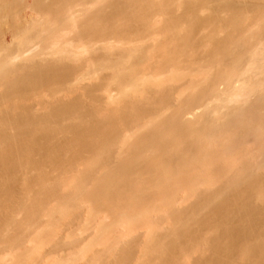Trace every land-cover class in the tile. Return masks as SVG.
I'll return each mask as SVG.
<instances>
[{
  "label": "bare ground",
  "instance_id": "obj_1",
  "mask_svg": "<svg viewBox=\"0 0 264 264\" xmlns=\"http://www.w3.org/2000/svg\"><path fill=\"white\" fill-rule=\"evenodd\" d=\"M10 1L0 0V82L4 88L1 92L3 95H0L2 98L0 99L3 100L6 97L10 99L12 97L10 100H12L11 103H14H8L7 100L9 99L5 100L8 103L7 105L4 100L0 103L5 104L6 107V110H4L5 107L0 106L2 107V110L0 109V252L3 253V250L6 252L7 250L10 251L14 247L18 248V246L27 242L31 235L30 233H35V231L37 232L41 228V225L44 226L43 215L45 218L44 212L47 211L45 210L46 207L48 211L51 210V206H49L51 202L59 201L56 204H64L63 206L65 207L69 205L73 212L78 215L77 213L84 209L82 208L84 204H80L82 206L78 205L80 201H77V199L84 197L85 202L91 205L89 208H92V213L96 214L99 209L105 208L107 212H111L109 216H112L113 213L115 215L118 214L116 217H113L114 223L111 221L112 226L113 224L114 226L113 231H110L107 225H110L111 216L108 218L107 213H104L105 210L103 211L107 215L106 218L109 219V224L104 221L106 225L104 224L103 227L107 226L105 229L103 228V232L105 233L110 231V233L116 234L114 231L116 232L118 227L121 228L122 224H128L129 229H125L128 231L133 227L141 230L138 227H145L151 222V228L153 229H150L154 230L158 235L155 233L157 237H154L153 231L151 232L147 228L153 236H147V240L145 239L144 241L142 253L141 255L139 254V257L141 256L140 258H142V262H139L140 264H147L148 261L149 263L154 262V264L155 262L156 264H228L227 260H229L230 256H232V259L233 257L236 260L239 259L240 263L236 262L239 264H264V0H252L253 3L251 2L250 4L252 6L249 5L250 8L249 6L245 7L247 9L245 11H240L239 9L240 12H238L237 9L234 12L236 9H232V15H234L231 19H228V16L225 18L226 20L228 19L226 28L223 25L224 29L229 28V31L225 30L228 31L227 35L223 33L226 37L222 36L223 38L221 39L219 34L218 36L213 32L210 37L208 36L210 41L208 38H204L209 43L208 41H201L202 39L199 40L201 43L197 41L195 43L192 34L194 27H200L201 24L203 27L204 25L206 27V24L208 26L212 22L210 19H213V17L208 18L209 23H207L208 21L201 23L202 19L198 22L193 21L194 23L190 25V29L192 28V30L188 29L190 31L187 33L181 28L182 18L181 20H173V18L172 21L165 23V25L161 24L165 27L161 30L166 29L165 32H167L163 33L165 38L163 37L164 41L161 42L162 45L160 44L162 36L158 39L160 45L157 43V45H154V42H157L155 41L157 35L155 40L151 39L152 36L150 37L151 40H154L153 44L151 43L154 46L152 48H155L154 52L156 51L157 55L164 54L162 60H158L160 57L157 60L154 57L155 61H152V55L154 56L153 50L151 52L152 48L148 49L149 46L145 48L141 43L142 41L140 42L139 40L142 37L141 33H145L143 37L150 31H152V34L154 33V29L150 28L151 22H149L150 18L146 15V12L153 10L168 11L170 8H173L171 6L175 3L174 0H169L167 5L156 0L123 1L124 4L122 5L125 6L123 9L127 8L126 10L130 12L132 8L134 11H131L134 13L135 19L127 21V24L125 23L128 25L125 26L127 29L120 25L119 27H112L113 29L110 28L112 29L110 34L113 33L114 29L117 32L118 30H123L122 28H125L127 33L128 29L133 30L135 25L134 31L140 32L138 35L141 37L137 38V40H139L141 45L139 43H136L137 45L132 44L131 41H127L131 43L127 45L124 41L123 45L120 44L123 50L121 47H117L122 52L121 54L118 53L119 57L117 56L114 59V61L116 60L115 64L113 62L110 65L107 61V64L110 66L106 65V67L108 66L113 70L110 76L113 81L111 79L109 82L115 83L116 80L117 87V82L122 86L124 83L122 81H127L131 78L140 85L138 86L134 83L136 88L133 87L135 90H132L138 91V87L144 86L141 95L145 93V96L143 95L139 99L136 98L130 90L134 86L133 81L128 80L127 82L131 81L132 86H129L131 83L125 82V85L126 83L127 85L129 84V88L123 84L124 87L122 86L120 91L118 90L120 96H115V99L112 97L114 92L109 91L112 93L110 95L104 90L105 92L103 93H106L108 97L110 96L108 99H111V101L109 100L111 105L114 104L112 105L113 107L108 104L111 106L109 107L107 103H103L105 101L101 98L102 103L106 107L108 106V108L102 106L101 102L102 105L98 103L99 97L97 94L100 92L96 93L97 96L94 93L96 89L101 87L100 84L94 85V87L91 85L92 87L89 89L84 87L82 97L76 95L77 97L70 101L58 102L57 100L56 102L53 101L55 98L49 99L50 95L47 96V100L49 99L50 102L45 101L46 93L44 94L45 97L41 98L43 97V93L40 89L44 90L41 87L53 86L54 88H60V85L67 83L72 76H75L80 71V66L82 67L83 64L80 65L79 63L78 65V63L74 62L76 51L73 52L72 50L73 41H70L72 45H70L71 43H67L63 48H60V44H57L59 47L57 48V46H54L55 41L61 43L63 39L59 42L60 38L58 40H56L57 38H52V36H55V29H58L59 26H62V28L63 26H65L64 28L72 26L73 28L71 29L75 30L79 22L76 23V17H72V14L68 12L66 14L59 9L60 11L55 13L54 18L52 17V21L51 19L49 22L45 20L46 23H42V21L43 25L38 24L39 21L34 24H32L33 22L28 24L31 21H27V23L23 22L22 19L24 17L18 13L22 17L21 19L17 15V12H15L16 10H14L13 15H11V17L13 16V22L11 21L12 24L10 23L12 28H10L12 31L11 36L20 35L18 33H21L23 34V38L20 37L21 40L18 38L19 43L16 46L18 49L11 48L12 43L15 45V42H12L14 40L9 38L5 41L1 37L3 32L1 30L4 26L3 24H5L3 20L7 19V13L9 15L10 13L12 14V12L9 13ZM50 2L58 3L56 0ZM190 2L186 3L190 6L189 8L187 7L188 10L195 6L192 5L194 4L193 2ZM20 3L21 0H14L12 5H20ZM35 3H38V6L44 4L39 1ZM60 4L62 7H60ZM48 5L50 6V3ZM58 6L62 10L67 6L66 9L69 10L71 8V1L60 0ZM227 6L229 7L228 4ZM54 9L57 8L55 7ZM195 9L196 7L193 8L194 12ZM224 10H226L225 7ZM194 12L192 15H194ZM186 13L188 12L186 11ZM38 14L36 13V15ZM189 15V17L192 16L191 11ZM185 16L186 14L183 17ZM11 17L9 19H12ZM188 18L186 16L184 19ZM195 18L198 19V17ZM220 20L217 21L222 22ZM75 24L77 25L74 27ZM87 25L89 24L87 23ZM91 27H87L88 30H84L90 38L93 36L96 39L97 36L100 37V34L106 35L102 34L104 30L101 33V29L103 28L97 30L99 28L96 26L92 27L93 29L96 27V31L91 29ZM152 27L154 28V26ZM214 27H217L216 24ZM81 28L83 30L85 27ZM116 28L119 29L117 30ZM71 29L68 30L70 31ZM211 31H213L212 28ZM214 31L216 32V30ZM122 32V34L125 33L124 31ZM62 33H58L57 36L59 34L63 35ZM132 36L134 37L135 35ZM117 37L119 36H116V40ZM212 37L213 39H211ZM51 38L55 40L54 44ZM131 38L129 35V39L133 40ZM38 40L40 42L43 41L44 43L40 44H44V46L42 45L41 52L39 50V53L35 52L36 54H34L40 59V56L43 58V55L46 54L53 57L54 54L60 53L62 57H58H64V59L59 58V65H62H57V62L54 64L55 59L58 58L55 55L56 58H52L53 62L50 60L51 62L45 63L47 65L45 69L39 64V66L34 67L33 65L37 64H33L29 65V69L32 71L29 72L30 70L26 69L28 66L26 65L25 67V64H22L23 66L18 64L19 67L15 66L14 60L18 59L19 55H21L19 58H23L21 53H29L35 47L38 49L37 44L35 47L32 45L34 42L37 43ZM123 40L120 41L123 42ZM135 40L133 43H135ZM91 41L93 42L92 39ZM96 42H93V45L97 46ZM146 42H149V40ZM150 42L147 45H150ZM212 42L215 43L212 44ZM118 43H120L119 40ZM102 44H105V42ZM112 45L109 46L113 47ZM115 45L117 46V43ZM78 47L79 45L74 50H77ZM93 47H91L92 51L95 49ZM111 47L107 46V49H103L106 51L103 52L106 53L109 49L111 50ZM117 48L113 47L112 49L115 51ZM96 49L97 52L100 50L99 48ZM78 50L77 53L80 54ZM85 50L82 46V52ZM92 51L90 50V52ZM52 53L53 55L51 56ZM113 53L109 54L113 55ZM33 55L31 54V57ZM108 55L106 54L105 56ZM112 55L108 57L112 58ZM124 56H127V59L133 58L136 68V71L135 68L133 69L135 71H133V76L127 79V76L125 75V77L123 74H129L126 73L129 68L127 71L125 70L126 72H122L124 68L123 62L125 61ZM46 57H44V61H46ZM50 57H47V60ZM66 57L71 58V61H67L68 64L64 61ZM39 59L36 58V60ZM127 59L126 61L129 60ZM126 61L127 67L131 68L130 62L126 63ZM85 63L88 64V62ZM93 65L95 66V63ZM148 68L156 69V71H160L158 73H163V75L168 74L164 75V77L159 76L160 78L157 79L158 75L156 74V76L154 72L155 78L152 74L153 71L150 72L153 76L151 77ZM98 73L96 72L95 75ZM12 76L14 80L9 81ZM3 80L8 82H3ZM2 87L0 88L1 90ZM109 88L106 89L109 90ZM38 91L42 94L40 101L37 100V98L39 99L37 96ZM175 93H177L176 96L174 95ZM78 95L81 96V94ZM141 95L138 94V96ZM31 99L35 102L39 101L36 103L38 104V108L35 103L34 106L36 105L38 110L42 107L40 109L42 111L33 112L31 110L33 107V105L31 107ZM41 101L42 103L40 104ZM201 108L203 109L202 111H200ZM167 109L172 111L168 113ZM149 117L153 118L149 120V122H153V125L150 123L146 127L144 124V127L141 121ZM66 123L70 124L65 125ZM129 131L131 134H134V137H131L134 139L132 143H130L132 139L124 136ZM67 135L70 139L66 138L68 143L65 141L63 146H61L62 143L60 145L54 143L57 141L55 139L57 136L60 138ZM123 138L130 140L128 142ZM66 150L71 152L70 157H64L66 153H68L67 155L70 154ZM84 153H86V157L83 156ZM87 153L92 157L89 161L90 156L87 159ZM83 157L87 159V162H81ZM63 183H75L74 185L71 184L74 191L70 192L73 194L66 195L60 192L59 189L62 188ZM89 184H91V187ZM51 211L54 213L53 210ZM63 213L65 214V212ZM99 213L101 212H98L96 215H100ZM101 221L98 224H101ZM92 226L97 227L96 233L102 229L99 225ZM125 226L123 228L127 227ZM98 228L100 230H97ZM110 229L112 228L110 227ZM103 232L98 233L102 234ZM100 234L98 236L94 235V237L97 236L96 238H99ZM144 234L146 235L147 233ZM118 235L116 234L117 237ZM101 238L103 242L105 241L103 244H107L106 246L110 248V244H108L110 240L109 236L108 238L100 236L98 240L101 241ZM106 239H109L107 240L108 242H106ZM116 240L117 238L114 240L115 243L117 241L121 243L120 239ZM62 241L67 242L68 240ZM62 241L55 242V246L43 254L44 257L42 258H49L51 255H57L62 252V247L66 244ZM114 241L110 243L115 244ZM135 241L133 242L134 245ZM136 242L138 243V241ZM104 245H101L100 248ZM108 247L105 248L107 249ZM130 247L132 246H128L124 251L121 247V254L118 253L119 256L115 257L114 263L129 264V261L132 260V255L135 257V252L132 250L133 247ZM195 247L199 249V255L202 254L201 256H203L204 254L206 257L204 259V256L202 258L201 256H197L203 260L198 258L199 262H197L193 259L196 263L194 261L190 263L192 258L188 261L190 257L189 249L193 250ZM117 248L114 246L112 250L116 251ZM196 248L193 252L198 253ZM102 251L97 255L95 254V256L98 258L102 256L103 258L104 254H112L113 252L107 249L103 254ZM135 251L137 252V250ZM231 251L234 252L232 253ZM234 253L235 255H233ZM77 254L79 253L75 255ZM115 255L113 254V256ZM194 255L196 257L198 254L194 253ZM0 256H2L1 253ZM27 256L29 257V255ZM95 256L91 260H96ZM235 256H238V259ZM208 257L210 258L208 259ZM108 258L110 259V257ZM235 259H233L234 262ZM77 260L76 258L75 261L77 262ZM102 260L104 261V259ZM106 260L108 261L107 258ZM103 261L102 263H104ZM95 262L94 264H96Z\"/></svg>",
  "mask_w": 264,
  "mask_h": 264
},
{
  "label": "rangeland",
  "instance_id": "obj_2",
  "mask_svg": "<svg viewBox=\"0 0 264 264\" xmlns=\"http://www.w3.org/2000/svg\"><path fill=\"white\" fill-rule=\"evenodd\" d=\"M10 1V0H9ZM14 1V0H13ZM12 0L10 1V10H9V13L10 12H12V14L10 13V15L7 13L6 15H8V17H7V19H5V20H3L4 21V23L5 24H3L4 26L2 27V30L1 31H3L2 32V35H1V37H2V40L4 39L5 41H7L9 38H11L12 40H14V41H12V42H15V45H14V43H12V47L11 48H17L16 46L18 45V41L19 40H21L20 39V37H22V35L23 34H21V33H18V34H20V35H13V36H11V24H12V22H13V16L11 17V15H13V11L14 10H16L15 12H17V15L18 16H20L19 14H21L22 15V17H24L23 19H22V17H21V19L23 20V22L25 21V23H27V21H31V22H29L28 24H30V23H32V24H34L35 22L37 23L38 21V24L40 23V25H43L42 23H44L45 22V20H46V22H49V20L51 19V21H52V17L54 18V15H55V13H57V11L59 12L60 10H61V12L62 11H64V13H66L67 14V12L68 13H70V14H72V17L74 16V17H76L75 18V21H76V23L77 22H79L78 23V25L77 24H75L74 25V27L77 25V26H79V27H75V30H72L71 28H73L72 26L71 27H66V28H64L65 26H63V28H62V26H59L58 27V29H55L56 30V32H54L55 33V36H52V38H57L56 40H58L59 38L61 39H59V42H61L62 41V39H63V41L61 42V43H58V42H56L54 39H52L53 40V44H54V41H55V47L57 46V48H63L67 43L68 44H70L72 41H73V49L71 48V47H68L69 49L71 48L72 50H73V52L74 51H76L75 53V55H73V56H75V60H74V62L77 64L78 63V65H79V63H80V65H82V67H83V69H82V67L80 66V71L75 75V76H72L71 77V79L69 80V81H67V83H65V84H62V85H60V88L62 89H60V88H54L53 86H49V87H51V88H49V87H46V86H43V87H41V88H44V90L43 89H40V91L43 93V97H41V98H44L45 97V95H46V99H45V101L47 100V96H49L50 98L49 99H54L55 98V100H53V101H56L57 102V100H58V102H63V101H70L71 99H73V98H75V97H82V95L84 94V91H83V88L85 87V88H87V89H89L90 87H94V85H98V84H100L101 85V87H99L98 89H96L95 91H94V93H95V95H96V93H101V95H99V94H97L98 95V97H99V99L101 100H99L98 99V103H102V99H104L103 101H105V102H103L104 104H106L107 103V105L108 104H110L111 105V99H108V98H110V96L108 97L107 96V94L106 93H109L110 95L113 93V94H116V95H114L113 96V94H112V97H114V99L116 98V97H119L120 96V92L118 93V90L120 91V88L123 86V84L125 83V82H127L128 80H131V81H133L132 83H133V85H134V83H136L134 80H132L131 78H129L127 81H122V82H124L123 84H122V86H120V83H118L117 82V87H116V80H115V83L114 82H109L112 78L110 77L111 75H112V72H113V70L112 69H110L108 66H110L111 65V63H113L114 62V64H115V61H114V59L115 58H117V56L119 57V54H121V50H120V48H117V47H121L122 45H123V43H124V41L127 43V45H129V44H131V43H128L127 41H131L132 42V44H136V43H139V40H140V42L142 43V45H144V47L146 48V46H149V48L148 49H151L152 48V44H153V41L155 40V38H156V35H157V39L155 40V41H157V42H154V45H157V44H159V41H158V39H160L161 37L160 36H162V39H163V33H167V32H165V30H161L164 26L163 25H165V23H167V22H169V21H172V19L173 20H178V19H180L181 20V18H182V23L180 24L182 27V30L184 31V32H188V31H190V30H192V28L190 29V25L192 24V23H194L193 21H200L201 19V23L202 22H204L205 21V23L207 22V23H209L210 21H212V22H210L209 24H208V26H207V24H206V27H207V29H206V27H205V25H204V27H203V25L201 26L200 25V27H198V26H196V27H194L193 28V34H192V37L194 36H196L195 38L193 37V41H195V43H196V41L198 42V43H201V41H203L204 40V42H206V41H210V39H209V37H210V35H211V33H216L217 35L219 34L220 36H221V39L223 38V37H226L225 35H227L228 34V29L229 28H227V29H224V27H223V25L225 26V28L227 27V25H226V23H228L227 22V20L230 18H232V16L234 15H232V11L234 10V9H236L234 12H236L237 11V9H238V12H240L241 10L243 11H245V10H247V9H245V7H248L250 4H251V2L253 3V1L252 0H248V3H247V0H246V2H245V0L243 1V0H209V2H208V0H206V3H205V0H199V2H198V0H174V4L171 6V7H173V8H170L168 11H162V10H153V11H149V12H146V15H148V17L150 18L149 19V22H151L150 23V28L153 30V34H152V31H150V32H148V34H146L144 37L146 38H144L143 37V35L145 34V33H141V38L139 37V33H137V31L135 32L134 31V28H135V25H134V28H133V30H130V29H128V32L126 33V31H125V28L127 29V27H125V26H128V25H126L128 22L127 21H133L134 19H135V16L133 15L134 13L132 12V11H134L132 8H131V10H130V12H129V10H126V9H123L125 6L124 5H122V4H124L123 3V1L125 2V0H99V1H97V0H70L71 1V8L70 7H68V8H70L69 10H67L66 8H67V6L65 7V9H61L60 7H62V5L60 4V7L58 6L59 5V3H60V0H56L58 3H56L55 4V2H50V1H54V0H44V1H42V0H36V1H39L40 3H44L43 5H41V7H40V5L38 6L37 4L38 3H35L36 1L35 0H21V3H20V5L18 4H13L12 5V2H13ZM35 1V2H34ZM62 1V0H61ZM128 1H133V0H128ZM157 2H161V3H164V5H167V2L169 1V0H156ZM170 1H172V0H170ZM193 2L194 4H192V5H195V6H193V8H195L196 7V9H195V12H194V10H193V8H190L189 10L191 11V15L193 14V12H194V15H192L191 17H189L190 15V11L188 10V8L190 7V6H188V4H186L187 2ZM214 1V2H213ZM231 1V2H230ZM234 1V2H233ZM24 2V3H23ZM34 2V3H33ZM73 2V3H72ZM118 2V3H117ZM190 2V3H191ZM211 2V3H210ZM227 2V3H226ZM46 3V4H45ZM50 3V6H51V4H52V6L50 7L49 5L47 6V4H49ZM201 3V4H200ZM226 3V4H225ZM231 3V4H230ZM244 3H245V5H244ZM54 4V5H53ZM112 4V6H110ZM115 4V5H114ZM117 4V5H116ZM227 4L229 5V7L227 6ZM37 6V8H35L36 6ZM45 5V6H44ZM58 7H57V6ZM72 5H73V7H72ZM120 5V6H119ZM185 5H187V6H185ZM189 5H191V4H189ZM201 5V6H200ZM32 6V7H31ZM44 6V7H43ZM199 6H200V8H202V9H200L199 8ZM221 6V7H220ZM230 6H232L231 8H230ZM233 6H235V7H233ZM236 6H237V8H236ZM243 6H244V8H243ZM250 6H252V5H250ZM250 6H249V8H250ZM40 7V8H39ZM57 8V9H54V8ZM185 7H186V9H185ZM188 7V8H187ZM198 7V8H197ZM224 7H225V9L226 10H224ZM226 7H228V8H226ZM39 8V9H38ZM53 8V9H52ZM64 8V7H63ZM111 8V9H110ZM114 8V9H113ZM33 9V10H32ZM60 9V10H59ZM113 9V11H111ZM122 9V10H121ZM129 9V8H128ZM192 9V10H191ZM228 9H230V10H228ZM233 9V10H232ZM239 9H240V11H239ZM38 10V11H37ZM104 10V11H103ZM114 10H117V11H115L114 12ZM119 10V11H118ZM126 10V11H125ZM216 10H217V12H216ZM37 11V12H36ZM54 11H56V12H54ZM99 11H101V12H99ZM123 11H125V13H123ZM135 11H136V9H135ZM186 11L189 13H186ZM1 12V11H0ZM3 13H4V11H2ZM104 12V13H103ZM113 12V13H112ZM132 12V13H131ZM215 12V13H214ZM228 12V13H227ZM19 13V14H18ZM36 13H39L38 15H36ZM222 13V14H221ZM5 14V13H4ZM76 16H75V15ZM105 14V15H104ZM184 14H186V16H187V18L188 19H184V18H186V16L185 17H183L184 16ZM188 14V15H187ZM198 14V15H197ZM212 14H214V16H212ZM16 15V14H15ZM97 15V16H96ZM218 15V16H217ZM247 15H251V14H247ZM12 18V19H9L10 17ZM101 16V17H100ZM103 16V17H102ZM109 16V17H108ZM227 16H228V19L226 20L225 18H227ZM36 17V18H35ZM195 17H198V19L197 18H195ZM199 17H200V19H199ZM210 17H213V19L211 18L210 19V21H209V19L208 18H210ZM38 18H40V19H38ZM96 18V19H95ZM98 18V19H97ZM190 18H192V20H190ZM218 18V19H217ZM222 18V19H221ZM95 19V20H94ZM194 19V20H193ZM208 19V20H207ZM221 19V20H220ZM90 20H92V21H90ZM179 20V22H181ZM186 20H187V22H186ZM215 20V21H214ZM217 20H220V21H222V22H219V21H217ZM9 21V22H8ZM12 21V22H11ZM43 21V22H42ZM94 21V22H93ZM190 21V22H189ZM224 21V22H223ZM42 22V23H41ZM45 22V23H46ZM91 22H92V24H91ZM184 22V23H183ZM189 22V23H188ZM215 22H217V23H215ZM11 23V24H10ZM87 23L89 24V25H87ZM126 23V24H125ZM154 23V24H153ZM216 24V26L217 27H214L215 26V24ZM221 23V24H220ZM223 23H225V24H223ZM9 24V25H8ZM91 24V25H90ZM95 24H97V25H95ZM98 24H100L99 26H98ZM161 24H163V25H161ZM189 26H187V25ZM199 24H200V22H199ZM214 24V25H213ZM218 24H220V25H218ZM84 25V26H83ZM87 25V26H86ZM96 26L97 28H99V29H97L96 27H95V29H93L94 28V26ZM114 25V26H113ZM119 25L120 26H124L125 28H122V27H120V28H122L123 30H118L119 28H116L118 31V34H116L117 32L115 31V29H114V31H113V33L114 32H116V33H114V35H113V33H111L110 34V32H112L111 30L113 29V28H115V26L117 27H119ZM156 25H158V26H156ZM210 25H213V26H210ZM221 25H222V27H223V29H222V27H221ZM93 28H92V27ZM152 26H154V28L152 27ZM186 26V27H185ZM81 27H85V28H83V30H82V28ZM90 28L91 27V29H93V30H100V28H103V29H101V33L103 32L102 30H104V33H102V34H106L105 36L104 35H99L100 37H98L97 35H95V36H97L96 37V39H95V37H89L86 33L87 32H85L84 30H88V28ZM108 27V29H110V28H112V29H110V31H108V29H106ZM156 27V28H155ZM161 27V28H160ZM185 27V28H184ZM201 27H203L204 28V30H203V28H201ZM221 27V28H220ZM11 28V29H10ZM61 28H62V30H61ZM77 28V29H76ZM87 28V29H86ZM160 28V29H159ZM165 28V27H164ZM163 28V29H164ZM187 28V29H186ZM201 28V29H200ZM211 28H212V30L213 31H211ZM219 28V29H218ZM68 29H71L70 31L68 30ZM81 29V30H80ZM106 29V30H105ZM188 29H190V30H188ZM200 29V30H199ZM211 31H209V30ZM222 29V30H221ZM65 30V31H64ZM66 30H67V32H66ZM96 30V31H97ZM130 30V31H129ZM157 30H159V31H157ZM195 30V31H194ZM197 30V31H196ZM214 30H216V32L214 31ZM225 30H228V31H225ZM69 31V32H68ZM83 31V32H82ZM106 31V32H105ZM119 31H121V33H119ZM122 31H124L125 33V35L124 34H122L123 32ZM157 31V32H156ZM209 31V32H208ZM223 31H225V32H223ZM61 32H63L62 34L63 35H60L61 34ZM65 32V33H64ZM73 34H72V33ZM76 32V33H75ZM99 32V31H98ZM132 32V33H131ZM156 32V33H155ZM160 32V33H159ZM192 32V31H191ZM199 34H198V33ZM58 33H60L58 36H57V34ZM68 33V35H66ZM78 33V34H77ZM158 33V34H157ZM185 33V34H186ZM195 33V34H194ZM223 33H225V35L223 34ZM70 34H72V35H70ZM75 34V35H74ZM82 34H84V35H82ZM89 34V33H88ZM136 34H137V36H136ZM162 34V35H161ZM208 34V35H207ZM215 34V35H216ZM82 35V36H81ZM119 36V37H117V40H116V36ZM129 35H130V38L131 37H133L132 35H135L133 38H131V39H133V40H130L129 39ZM158 35H159V38H158ZM165 35V34H164ZM184 35V34H183ZM200 35V36H199ZM217 35H216V37H217ZM218 35V36H219ZM65 36V37H64ZM87 38H85V37ZM103 36V37H102ZM114 36V37H113ZM125 36V37H124ZM149 36V37H148ZM152 36V37H151ZM209 36V37H208ZM223 36V37H222ZM64 37V38H63ZM150 37H151V39H154V40H151L150 39ZM154 37V38H153ZM198 37V38H197ZM202 37V38H201ZM15 38H17L16 39V41H15ZM18 38H19V40H18ZM23 38V37H22ZM85 38V39H84ZM95 40H94V39ZM122 38V39H121ZM137 38L139 39V40H137ZM145 39V40H143V39ZM165 38V37H164ZM204 38H208V40L207 39H204ZM71 39H73V40H71ZM83 39V40H82ZM90 39V40H89ZM91 39L93 40V42L95 43L96 41V43H97V46L96 45H93V42L91 41ZM100 39V40H99ZM105 39V40H104ZM106 39H107V41H106ZM124 39V40H123ZM127 39H129V40H127ZM134 39H136L135 40V43H133L134 42ZM162 39H160V44H161V42H163L164 41V39L162 40ZM202 39V40H201ZM211 39H213V37L211 38ZM219 39H220V37H219ZM77 40V41H76ZM112 40H113V42H115L114 44H113V42H112ZM115 40V41H114ZM118 40H119V42L120 43H118ZM123 40V42H121V41ZM149 40V42L150 41H152V42H150V45L148 44L147 45V43H149V42H146V41H148ZM199 40H201V41H199ZM33 41H35V40H33ZM65 41H66V43H65ZM67 41H69V42H67ZM71 41V42H70ZM83 42V44H82V42ZM99 41H100V43H99ZM112 42V44H111V42ZM146 43H145V42ZM209 41H208V43H209ZM213 41V40H212ZM43 42V41H42ZM42 42H40L39 40L37 41V43H33L32 45L35 47V46H37L38 45V49L35 47L34 49H32V51H29V53L28 52H23V53H21L23 56V58H19V56H21V55H19L18 56V59L16 58L14 61V64H15V66H18V64L19 65H21V66H23L24 64H25V67H26V65L28 66V67H26V69L28 68V70H30L29 69V65H33V64H37V65H33L34 67L36 66H39V65H41L44 69H45V67L47 66L46 64L48 63V62H53L54 60H52V58L53 59H55L56 57H58V56H60V53H57V54H54L53 55V53L51 54V56L53 55V57H50L49 56V54H48V56H47V54L46 55H43L44 57H50V59H48L47 60V57L45 58L46 59V61H44V57L43 58H41V56H40V59H39V57H37L35 54V52H38L40 49H41V47H42V45L44 46V44H40V43H42ZM64 42V43H63ZM75 42V43H74ZM105 42V44H102V43H104ZM144 42V43H143ZM17 43V44H16ZM44 43V42H43ZM117 43V46L115 45ZM141 43H139L140 45H141ZM152 43V44H151ZM157 43V44H156ZM197 43V44H198ZM211 43V42H210ZM213 43H215V42H212V44ZM37 44V45H36ZM57 44H60L59 45V47H58V45ZM100 44H102V45H100ZM112 45L114 48H117V50H120V51H117L116 49H115V51L112 49L113 47H111V46H109V45ZM119 44V45H118ZM120 44H122V45H120ZM159 44V45H160ZM14 45V46H13ZM41 45V46H40ZM70 45H72V43L70 44ZM70 45H68V46H70ZM77 45H79V47H78V49L80 48V50H78V52H80V54H78L77 53V50H74L75 48H77ZM94 47H93V46ZM103 45H107L108 47H111V50L109 49L106 53H104L103 51H106V50H103V49H107L106 47L107 46H103ZM137 45V44H136ZM162 45V44H161ZM196 45V44H195ZM40 46V47H39ZM75 46V47H74ZM82 46H83V49L85 50L84 52H82ZM93 47V48H95V49H93L94 51H96V52H94V51H92V48L91 47ZM124 46H126V45H124ZM123 46V47H124ZM198 46V45H197ZM85 47V48H84ZM90 47V48H89ZM103 47V48H102ZM154 47V46H153ZM43 48V47H42ZM89 48V49H88ZM96 48H99L100 50H98V52H97V49ZM18 49V48H17ZM35 49H36V51H35ZM121 49H122V47H121ZM24 50V49H23ZM89 50V51H88ZM90 50L92 51V52H90ZM123 50V49H122ZM152 50H153V52H154V50H155V48L153 49H151V52H152ZM114 52L113 53V55L112 54H109V53H112V52ZM117 51V52H116ZM40 52H41V50H40ZM94 52V53H93ZM116 52V53H115ZM156 52V51H155ZM153 53L154 54V56L152 55V61L154 60L155 61V58H156V60L160 57V59H158V60H162L163 58V55H160L159 54V52H158V54L159 55H157V52L156 53ZM35 53V54H34ZM39 53V52H38ZM82 53H84V54H82ZM87 53H89V54H87ZM119 53V54H118ZM162 53V52H161ZM196 53H198V52H196ZM31 54L34 56H32L31 57ZM62 54V53H61ZM74 54V53H73ZM96 54V55H95ZM108 55V56H110L111 57V55L113 56L112 58H110V57H108V56H105V55ZM128 54V53H127ZM126 54V55H127ZM152 54V53H151ZM155 54H156V56H155ZM2 55V54H1ZM24 55H25V57H24ZM55 55H56V57H55ZM63 56H64V54H62ZM80 55V56H79ZM92 55V56H91ZM100 55V56H99ZM196 55V54H195ZM69 56H71V55H69ZM94 56V57H93ZM128 56V55H127ZM127 56H124L125 57V59H124V57H123V59L126 61V59H127ZM31 57V58H30ZM55 57V58H54ZM60 57H62V56H60ZM60 57H58V58H56V59H58V61H56V59H55V61H54V64L56 63L57 65H59V61H60V59H64V57L63 58H60ZM80 57V58H79ZM103 57V58H102ZM105 57V58H104ZM108 57V58H107ZM155 57V58H154ZM0 58H1V56H0ZM25 58V59H24ZM36 58L37 59H39V60H36ZM60 58V59H59ZM71 58H72V56H71ZM71 58L69 57V58H67L66 57V59L64 60V61H71ZM74 58V57H73ZM79 58V59H78ZM92 58H95V59H92ZM97 58V59H96ZM33 59V61H31ZM42 59V60H41ZM90 59H92V60H90ZM113 59V61H111ZM123 59H121V60H123ZM129 59V60H128ZM127 60L130 62L129 64L131 65V68L130 67H127V64H125V61L123 62L124 63V68H123V70H122V72L123 71H127V69H128V71L126 72V73H129V74H131L130 76H129V74H123L125 77H126V79L128 78V77H132L133 75L132 74H134V72L136 71V68H135V63H133L134 62V59L132 58V59H130V58H128ZM35 60H36V62H35ZM51 60V61H50ZM89 60V61H88ZM102 60V61H101ZM105 60V61H104ZM120 60V61H121ZM133 60V61H132ZM84 61V62H83ZM95 61V62H94ZM99 61H101V62H99ZM107 61H108V64H110V65H108L107 64ZM128 61H126V63H128ZM132 61V62H131ZM32 62V63H31ZM38 62V63H37ZM61 62L63 63V60H61ZM72 62H73V59H72ZM71 62V63H72ZM85 62H88V64L87 63H85ZM103 62V63H102ZM149 62H151V61H149ZM46 63V64H45ZM85 63V64H84ZM95 63V66L93 65ZM201 63V62H200ZM23 64V65H22ZM39 64V65H38ZM63 64H65L66 65V63L64 62ZM67 64H68V62H67ZM105 65V67H104V65ZM129 64H128V66H129ZM44 65V66H43ZM60 65H62V64H60ZM59 65V66H60ZM84 65H86V66H84ZM106 65H108L107 67H106ZM113 65V64H112ZM19 67V66H18ZM41 67V68H42ZM30 68H31V66H30ZM102 68V69H101ZM135 68V71L133 70ZM98 69V70H97ZM104 69V70H103ZM130 69H132L131 71H130ZM149 69V74L151 75V77H153L154 76V72H155V75L157 76V79L158 78H160L159 76H162V77H164V75H163V73L161 74V73H158V72H160V71H156V69L154 70V69H152V68H148ZM152 69V70H151ZM183 69V68H182ZM33 70V69H32ZM82 70V71H81ZM95 70H96V72H99L98 74H96L95 75ZM106 70H107V72H106ZM109 70V71H108ZM111 70V71H110ZM134 71V72H133ZM153 71V72H152ZM181 71V70H180ZM183 71H185V70H183ZM29 72H32L31 70L29 71ZM104 72V73H103ZM133 72V73H132ZM150 72H152V74H153V76H152V74L150 73ZM80 74H81V76H80ZM160 74V75H159ZM168 74V73H167ZM166 74V75H167ZM149 75V76H150ZM165 75V76H166ZM156 76H154L155 78H156ZM110 79H109V78ZM102 78V79H101ZM108 78V79H107ZM152 79H154V78H152ZM162 79H164V78H162ZM7 80V79H6ZM6 80H3V82L4 81H6ZM9 80V79H8ZM11 80H14V78H13V76L12 77H10V80L9 81H11ZM76 80V81H75ZM96 80V81H95ZM101 80V81H100ZM108 80V81H107ZM112 81H113V79H112ZM131 81H129V82H127V83H131ZM6 82H8V81H6ZM73 84H72V83ZM104 82V83H103ZM109 82V83H108ZM186 82V81H185ZM102 83V84H101ZM106 83V84H105ZM114 83V84H113ZM127 83H126V85H127ZM132 83H131V85H129V86H132ZM70 84V86H68ZM113 86H112V85ZM137 84V83H136ZM92 85V86H91ZM103 85H104V87H103ZM125 84H124V86L125 87H127V88H129V86L127 85L126 86ZM138 85V84H137ZM136 85V86H137ZM177 85H179V84H177ZM4 86V85H3ZM66 86V87H65ZM107 86V87H106ZM120 86V87H119ZM123 86V87H124ZM138 86H140V85H138ZM2 86H1V82H0V88H1ZM53 87V88H52ZM64 87H65V89H64ZM72 87V88H71ZM80 87H81V89H80ZM110 87V88H109ZM136 88L135 87V85L134 86H132L131 88H130V90H131V92H132V94H134V96L136 97V98H142L143 97V95L145 94H142L141 95V93H143V87L144 86H141V87H138L137 89H138V91H134L135 89L134 88ZM48 88V89H47ZM84 88V89H85ZM109 88V90H107V89ZM113 88V89H112ZM119 88V89H118ZM50 89V90H49ZM58 89H60V90H58ZM69 89H71V90H69ZM81 91H80V90ZM116 89V90H115ZM132 89H134V90H132ZM4 90V88L2 87V90L0 89V95L2 94L3 95V93H1L2 91ZM46 90V91H45ZM74 90V91H73ZM106 91V93H103V92H105ZM40 91H38L37 93L38 94H40V95H38L37 94V96L39 97V99L37 98V100H39L40 101V96H42V94L40 93ZM53 91H57L56 93L54 92V93H52ZM67 91H69V92H67ZM73 91V92H72ZM86 91V90H85ZM109 91H112V93L111 92H109ZM117 91V92H116ZM134 91V92H133ZM141 91V92H140ZM48 92H49V94H48ZM51 92V93H50ZM71 92V93H70ZM79 92H81V93H79ZM131 92H130V94H131ZM177 92V91H176ZM46 93V94H45ZM69 93V94H68ZM178 93V92H177ZM177 93H175L174 95L176 96V94ZM45 94V95H44ZM78 94H81V96H79ZM106 94V95H105ZM119 94V95H118ZM131 94V95H132ZM138 94L139 95H141V96H138ZM1 95V96H2ZM52 95V96H51ZM55 95V96H54ZM77 95V96H76ZM96 95V96H97ZM103 95V96H102ZM0 96V98H2ZM65 96V97H64ZM116 96V97H115ZM138 96V97H137ZM145 96V95H144ZM8 97H11V96H8ZM52 97V98H51ZM69 97H70V99H69ZM103 97H105V98H103ZM107 97V98H106ZM65 98V99H64ZM102 98V99H101ZM6 99H9V98H4L3 100H4V102H6V105L8 104V103H11L12 102V100H10V99H12V97L9 99V100H7L8 101V103H7V101H5ZM14 99V98H13ZM34 99V98H33ZM47 100V101H49L50 102V100ZM60 99V100H59ZM63 99V100H62ZM3 100H1L0 99V103L1 102H3ZM32 100V99H31ZM31 100H29V101H31ZM110 100V101H109ZM10 101V102H9ZM28 101V102H29ZM34 100H32V104H31V107H32V105H33V107L31 108V110L33 111V112H36V111H42V110H38L37 108H38V104H36V103H38L39 101H37V102H35L36 101V98H35V101L33 102ZM52 101V100H51ZM109 101V102H108ZM14 102H15V99H14ZM29 103H28V105H29ZM34 103L37 105V108H36V105L34 106ZM42 103V101L40 102V104ZM100 103V104H101ZM102 103V104H103ZM11 104H14V103H11ZM39 104V106H41ZM101 104V105H102ZM102 105V106H105V105ZM2 105V107H5V104H0V106ZM110 105H108L109 107H111L112 105H114V104H112L111 106ZM108 106L106 107V108H108ZM2 107H0V109L2 108ZM113 107V106H112ZM37 110H36V109ZM171 108V107H170ZM170 108H168V109H170ZM172 108H173V106H172ZM171 108V109H172ZM7 109H9V108H7ZM167 109V110H168ZM174 109V108H173ZM172 109V110H173ZM2 110V109H1ZM4 110H6V107L4 108ZM35 110V111H34ZM172 110H168V113L169 112H171ZM203 109L201 108V110L200 111H202ZM151 119H153V118H145V119H143V121H141V123L143 122V124L142 125H146V127L151 123L152 125H153V122L152 121H150L149 122V120H151ZM145 120V121H144ZM148 122V124H147V122ZM67 122V121H66ZM146 122V123H145ZM65 123V122H64ZM63 123V124H64ZM67 124H70V123H66L65 125H67ZM145 125H144V127H145ZM143 127V126H142ZM134 133H136L134 130H132ZM130 132V131H129ZM129 132H127L126 133V135H124L125 137L127 136L128 138H130V139H132L131 137H134V134L132 133L131 134V132L129 133ZM129 133V134H128ZM128 135H130V136H128ZM59 136H57L55 139L58 141V143H57V141H55L54 143L56 144V145H60V143H62L61 144V146H63V144H64V142L66 141L67 142V140H66V138H68L69 139V137H68V135L67 136H61L60 138H58ZM63 137V138H62ZM123 137V136H122ZM59 140H58V139ZM71 138V137H70ZM128 138H126V140H125V138H123L125 141H128L129 142V140H127ZM70 140V139H69ZM68 140V141H69ZM61 141V142H60ZM132 141H134V139H132L131 140V142L130 143H132ZM127 142V143H128ZM68 143V142H67ZM125 143V142H124ZM129 143V144H130ZM60 146V147H61ZM63 148V147H62ZM66 152H70V151H67L66 150ZM65 152V153H66ZM68 153H66V155L63 153V155H65L64 157L66 158V156H68V157H70V155H71V152H70V154L69 155H67ZM86 153H84L83 154V156L84 157H86V155H85ZM88 154V153H87ZM90 156V157H89ZM82 158V161L81 162H87V159H88V157H89V159H88V161L89 160H91L90 158H92L91 157V155H89L88 154V156H87V159H85V158ZM84 159V160H83ZM81 167H82V165H81ZM80 167V168H81ZM65 183H63L62 184V188H60L59 190H60V192L61 193H63V194H66V195H69L71 192L70 191H74V189L72 188L73 186H71V184L72 185H74L73 183H66L65 185H64ZM64 185V186H63ZM89 186L91 187V184H89ZM88 186V187H89ZM65 189H64V188ZM69 187V188H68ZM65 190V191H64ZM68 191V192H67ZM71 194H73V193H71ZM79 198H81L80 200H78ZM78 199H77V201H80V202H78V205H80V204H84L83 206L84 207H82V208H84V209H82V208H80V209H82V211H80V209H78L80 212H76L78 215H76L74 212H73V210L69 207V205H66V206H68V207H65V206H63L62 204H60V205H62V206H60L59 204H56V203H58V202H55V201H53V203L51 202V204L49 205V206H51V210H53L54 211V213L50 210V211H48V209H47V207H46V209L45 210H47V211H45L44 212V214H45V218H44V215H43V224H44V226L43 225H41V228H39L38 230H37V232L35 231V233H30L31 235L29 236V238H28V240H27V242H25L23 245H21V246H18V248H13V249H10V251L9 250H7V252L5 251V250H3V253L2 252H0L1 253V255L2 256H0V264H87V263H89V262H91L92 264H94V262L97 260V256H95V254L97 255L98 253H100L101 251H102V249H103V251H102V253L104 254L105 252V250H107V249H110V252H112V254L111 253H109V254H102L103 255V258H102V256L100 257V258H98V262L100 263V264H108L109 262H110V259H111V264H116V263H114L115 262V257H118L119 256V254H121L120 252L123 250L124 251V249H127V247L128 246H132V247H130V248H132V250H133V252H135L134 254H135V257H134V255H132L133 257H134V259H133V257H132V260H130L129 261V264L131 263V264H138L139 262L141 263L142 262V258H140L139 257V254L141 255V253H142V248L144 247V241H145V239L147 240V236H153V234L151 233L152 231H153V233H154V237H157L156 235H155V233L156 232H154V230H151V229H153V228H151V222L149 223L150 224V226H148L149 224H147L145 227H143V226H140V227H138V228H141V230H137V229H135L134 227V232H136V231H138L137 233H134L133 232V228L132 229H130L129 231L131 232H129L128 230H125V229H129V227L127 226L128 224H125V225H123L122 224V226H121V228H117V231L115 232L114 231V233H116V234H119L118 235V237L116 236V234H113L112 232L110 233V231L112 230L113 231V226H114V224H113V226H112V224H111V221L113 222L114 221V219H113V217H116V215H118V214H116L115 215V213H113L112 214V216H111V219H110V225H107L109 228V230L106 228V230L107 231H109L108 233H110L108 236H109V239H106V242H108L107 240H109V242H108V244H110L109 246H110V248L108 247V246H106V245H104L103 243L105 242H103V240H102V238L100 239L101 241H99L98 239L100 238V236H104L105 238L107 237L108 238V236H107V232L105 233V232H103V228L105 229V227H107V226H104L103 227V225L105 224V222L104 221H106V223L107 224H109V219L108 218H110V216H109V214H111V212L109 213V211L107 212L106 210L107 209H99L98 210V212H101V213H99L100 215H96L98 212H96V214L95 213H92V208H89V206L91 207V205L88 203V202H85V199H84V197H79ZM83 200V202H81ZM82 205H80V206H82ZM85 205H87V206H85ZM58 206H59V209H58ZM62 207H63V209H62ZM61 208V209H60ZM66 208V209H65ZM57 209V210H56ZM69 209V210H68ZM60 210V211H59ZM101 210V211H100ZM105 210V211H104ZM56 211V212H55ZM67 211V212H66ZM94 211V210H93ZM103 211H104V213H107V215L109 216L108 218H106V214H104L103 213ZM50 212V213H49ZM63 212H65V214L63 213ZM92 213V215H91V213ZM56 213H59V214H56ZM63 213V214H62ZM72 213V214H71ZM73 213H74V216H75V218H74V216H73ZM79 213H81V214H79ZM69 214V215H68ZM94 214V215H93ZM48 215V216H47ZM72 216V217H71ZM76 216H79V217H76ZM92 216V217H91ZM91 217V218H90ZM97 217V218H96ZM99 217V218H98ZM101 218V219H100ZM67 219V220H66ZM71 219V220H70ZM75 219V220H74ZM77 219V220H76ZM95 219H97L96 221H95ZM46 220V221H45ZM102 220V221H101ZM92 221V222H91ZM94 221V222H93ZM101 221V224H98L99 222ZM71 222V223H70ZM75 222V223H74ZM97 222V223H96ZM104 222V223H103ZM68 223V224H67ZM114 223V222H113ZM65 225H67V226H65ZM71 225V226H70ZM73 225V226H72ZM92 225H99L100 226V228H102L101 229V231H97V233L98 232H103L102 234H100V233H98V235L100 234V236H99V238H96L98 235H97V233H96V228L97 227H95V226H92ZM102 225V226H101ZM106 225V224H105ZM117 226H119V225H117ZM123 226H125L126 228H123ZM95 227V228H94ZM110 227L112 228V229H110ZM89 228V229H88ZM115 228V227H114ZM137 228V227H136ZM144 229V231H143V229ZM147 228H149V230L151 231H149ZM151 228V229H150ZM41 229V230H40ZM43 229V230H42ZM116 229V228H115ZM97 230H100L99 228L97 229ZM136 230V231H135ZM42 231V232H41ZM139 231H141V232H139ZM149 233H148V232ZM44 232V233H43ZM37 233H39V234H37ZM44 235H43V234ZM144 233H147L146 235L144 234ZM104 234V235H103ZM113 234V235H112ZM141 234V235H140ZM143 234V235H142ZM157 234V233H156ZM90 235H91V237H90ZM94 235H97V236H95L94 237ZM111 235H112V237H111ZM138 235V236H137ZM158 235V234H157ZM214 235V234H213ZM115 236V237H114ZM141 236V237H140ZM144 236V237H143ZM94 237V238H93ZM113 239H111V238ZM133 237H135V238H133ZM140 237V238H139ZM146 237V238H145ZM96 238V239H95ZM115 238H117V240H119L120 239V242L121 243H119L117 240V242L115 243ZM144 238V239H143ZM79 239H80V241H79ZM104 239V238H103ZM62 240H65V241H67V242H64V241H62ZM96 240H98L97 242H96ZM138 241V243L136 242V241ZM58 241H62L64 244H65V246L64 247H62V252H60V253H58L57 255L56 254H54V255H51L49 258H42V257H44L43 256V254H45L48 250H50V248H53V246H55V242L57 243ZM71 241H72V244H71ZM74 241V242H73ZM79 241V242H78ZM111 241H114V243L115 244H113V243H110ZM135 241V245H134V242ZM123 242V243H122ZM68 243V244H67ZM70 243V244H69ZM75 243V244H74ZM97 244V245H96ZM112 244V245H111ZM117 244H118V246H117ZM125 244V245H124ZM127 244V245H126ZM69 245H71L70 247H68ZM101 245H104L105 247H108L107 249L104 247V246H102V248H100L101 247ZM137 245H138V247H137ZM68 248H67V247ZM79 246V247H78ZM114 246H115V248L116 247H118L117 248V250L115 251V250H112V248L114 249ZM141 246V247H140ZM67 249H66V248ZM122 247V248H121ZM74 248V249H73ZM105 248V249H104ZM122 250H121V249ZM136 248V249H135ZM138 248V249H137ZM196 248V247H195ZM195 248H193V250L192 249H189L190 251H189V258H188V261H190L191 260V258H192V261H190V263H192L194 260L195 261H197V262H199V259H201L203 256H204V254H203V256H201L202 254H200L199 255V249H197V251H198V253L197 252H193V251H195ZM73 251H72V250ZM96 249V250H95ZM119 249V250H118ZM25 250V251H24ZM76 250V251H75ZM95 250V251H94ZM135 250H137V252L135 251ZM6 253H5V252ZM9 251V252H8ZM13 251V252H12ZM66 251V252H65ZM75 251V252H74ZM78 251V252H77ZM139 251H141V252H139ZM234 251H236V250H234ZM234 251H231L232 253L234 252ZM238 251V250H237ZM132 252V251H131ZM133 252H132V254H133ZM230 252V254L232 255V253ZM72 253V254H71ZM76 253H79V254H77V255H75ZM115 253H116V255H115ZM119 253V254H118ZM138 255H137V254ZM194 253L195 254H198V255H196V257H195V255H194ZM207 253V252H206ZM236 253V252H235ZM235 253L233 254V255H235ZM4 254V255H3ZM74 254V255H73ZM92 254H93V256H92ZM113 254L115 255V256H113ZM208 254V253H207ZM207 254H205V255H207ZM237 254V253H236ZM27 255H29V257L27 256ZM59 255V256H58ZM79 255V256H78ZM107 255V256H106ZM193 257H192V256ZM209 255H211L210 253H209ZM208 255V256H209ZM238 255V254H237ZM94 256H95V259L96 260H94V259H92L91 260V258H94ZM197 256H201V258H199V257H197ZM212 256V255H211ZM28 257V259H26ZM74 257H75V259H74ZM88 259H87V258ZM89 257H90V259H89ZM97 257V258H96ZM108 257H110V259L108 258ZM114 257V258H113ZM205 257L206 256H204L203 258L205 259ZM236 257V256H235ZM238 257V256H237ZM236 257V258H237ZM8 258H9V260H8ZM76 258L78 259L77 260V262L75 261L76 260ZM108 259V263L105 261V259ZM139 258V259H138ZM199 258V259H198ZM210 257H208V259H209ZM231 258V259H230ZM230 258H229V260H227L228 262V264H235L238 260H236L234 257H233V259H235V262H234V260L232 259V256H230ZM101 259V260H100ZM102 259H104V261L102 260ZM114 259V260H113ZM140 259H141V261H140ZM194 259V260H193ZM89 260V261H88ZM94 260V261H93ZM201 260H203V259H201ZM232 260H233V262H232ZM95 262L96 264H99L98 262ZM102 261L104 262V263H102ZM113 261V262H112ZM138 261V262H137ZM194 261V263H196ZM76 262V263H75ZM87 262V263H86ZM106 262V263H105ZM239 263H240V261H238ZM91 263H89V264H91ZM139 263V264H140ZM143 263H144V261H143ZM147 263V262H146ZM189 263V262H188ZM239 263H236V264H239ZM110 264V263H109ZM147 264H154V262H150L149 263V261H148V263ZM155 264H156V262H155ZM158 264V263H157Z\"/></svg>",
  "mask_w": 264,
  "mask_h": 264
}]
</instances>
